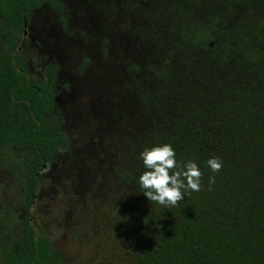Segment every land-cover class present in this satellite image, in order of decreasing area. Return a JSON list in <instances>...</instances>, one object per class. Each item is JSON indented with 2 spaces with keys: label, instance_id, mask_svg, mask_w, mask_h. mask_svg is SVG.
<instances>
[{
  "label": "trees",
  "instance_id": "obj_1",
  "mask_svg": "<svg viewBox=\"0 0 264 264\" xmlns=\"http://www.w3.org/2000/svg\"><path fill=\"white\" fill-rule=\"evenodd\" d=\"M133 1L159 41L134 82L143 127L133 142L136 183L137 153L155 143L201 171L200 190L174 206L141 192L145 203L125 220L135 264H264V0ZM44 3L65 29L62 0H0V154H24L20 217L11 226L0 215V264H66L33 223L42 172L71 144L50 119L59 64L48 63L39 82L21 47ZM210 156L221 161L216 172Z\"/></svg>",
  "mask_w": 264,
  "mask_h": 264
},
{
  "label": "rangeland",
  "instance_id": "obj_2",
  "mask_svg": "<svg viewBox=\"0 0 264 264\" xmlns=\"http://www.w3.org/2000/svg\"><path fill=\"white\" fill-rule=\"evenodd\" d=\"M61 13L42 4L28 19L21 47L30 74L45 81L57 62L52 123L70 139L41 175L34 226L50 237L66 264H135L125 220L144 199L133 171L142 131L134 92L159 41L146 34L133 0H62ZM24 154H0V215L15 226L21 213Z\"/></svg>",
  "mask_w": 264,
  "mask_h": 264
},
{
  "label": "clouds",
  "instance_id": "obj_3",
  "mask_svg": "<svg viewBox=\"0 0 264 264\" xmlns=\"http://www.w3.org/2000/svg\"><path fill=\"white\" fill-rule=\"evenodd\" d=\"M137 155L143 165L137 182L140 192L148 201L174 206L189 190H200L201 171L196 161H177L171 144L155 143L144 146ZM205 163L212 172L221 168V161L216 156L208 157Z\"/></svg>",
  "mask_w": 264,
  "mask_h": 264
},
{
  "label": "water",
  "instance_id": "obj_4",
  "mask_svg": "<svg viewBox=\"0 0 264 264\" xmlns=\"http://www.w3.org/2000/svg\"><path fill=\"white\" fill-rule=\"evenodd\" d=\"M26 24V22H24ZM210 45H212V42H210Z\"/></svg>",
  "mask_w": 264,
  "mask_h": 264
}]
</instances>
